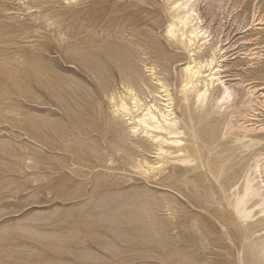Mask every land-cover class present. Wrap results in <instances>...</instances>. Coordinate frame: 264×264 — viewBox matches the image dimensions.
Masks as SVG:
<instances>
[{
  "label": "rangeland",
  "instance_id": "obj_1",
  "mask_svg": "<svg viewBox=\"0 0 264 264\" xmlns=\"http://www.w3.org/2000/svg\"><path fill=\"white\" fill-rule=\"evenodd\" d=\"M164 5L0 0V264H243L255 241L243 238L247 223L237 237L225 234L213 215L218 203L210 212L187 205L182 222L181 194L164 186L174 187L178 172L169 166L153 180L135 168L138 160L160 159L136 147L132 126L110 101L112 92H123L128 69L146 91L143 102L156 87L151 67L170 70L176 94L190 58L168 41ZM197 8L209 43L220 49L221 77L238 79L223 78L232 96L214 103V115L226 117L218 134L227 136L211 156L229 157L230 172L244 169L240 187L264 165V144L244 148L232 136L256 135L247 131L255 108L264 121V92L257 91L264 87V0H198ZM251 51L258 58L250 62ZM162 175L169 180L161 182ZM238 185L220 191L227 207Z\"/></svg>",
  "mask_w": 264,
  "mask_h": 264
},
{
  "label": "bare ground",
  "instance_id": "obj_2",
  "mask_svg": "<svg viewBox=\"0 0 264 264\" xmlns=\"http://www.w3.org/2000/svg\"><path fill=\"white\" fill-rule=\"evenodd\" d=\"M197 1L198 0H164V7L166 8H164L163 11H166L168 14L167 24L169 27L168 32H166L169 37L168 41L171 42L170 45L174 48L175 54H181L176 52L181 50L186 52L190 58V62L188 64L185 63L183 65V70L181 69L182 78H180L181 81L177 87L176 94L173 93L174 91L172 92L171 89L172 79L169 75L167 76L165 74L166 71L170 72V70L165 67H162L163 69L161 70H157V67H151L150 69L148 68V72H151V76L153 77L152 80L155 81L154 85L156 87L153 92L151 91L149 93L152 100L143 102L139 97L140 95H144L146 91L142 90L136 73L128 69L124 71L125 77L122 80V84L124 85L122 87L123 92H120V90L119 92H112L110 101L114 103L115 112L119 114L120 117L122 116L123 120L126 119L124 122H129L128 124L132 126L131 136L137 139L136 147L140 145L138 148L142 149V152L152 153L157 156V159H160V161H156L158 163H152L146 159L138 160L135 168L144 175H153L151 178L153 180L156 178L154 174H164L169 166L171 171L175 170V172H178L176 185L172 187V184L169 183L164 186L174 188L181 194L179 204L183 207V211L182 215H180V220L182 222L186 221L185 211L187 205H190L192 211L198 209L209 211V209L214 206V203H218L221 209L214 208L213 210L212 208V210L213 215L217 217V221H219V224L222 226V231L227 235H234L237 237L243 230L242 222H245L247 224L244 228L245 233L242 234L243 238H254L255 240L252 242L254 243L253 245L245 247L246 252L243 264H264V165L260 174H258L259 164H256V166L251 169V175H248L246 179L244 177L245 181L239 187L238 183L240 182L242 174L246 173L244 169L230 172L232 170V165L229 157L224 155L211 156L212 147L227 136H220L221 134H218L220 126L225 125L226 117L224 115L221 117L214 115V103L215 101L230 99L229 97L232 96L230 95L231 87L223 81V78L228 81H235L237 78L232 80V76L221 77V66L216 65L218 62L217 52L220 49L214 47L212 43H209L208 33L206 36V32H204L202 28V26L206 24H203V19H201L202 16L199 17L198 15ZM200 2L201 1H199V3ZM154 14L152 13V15ZM257 21L259 22V20ZM263 23L259 22L258 25ZM217 48L219 50H217ZM230 53H232L231 56L236 54L234 50L228 52V54ZM257 58L258 53L251 51L250 62ZM150 62L152 61H149V63ZM141 75L142 74H140V76ZM145 85L148 86L147 83ZM251 86L253 87V85ZM145 90L147 89L145 88ZM257 91L264 92V87H260ZM259 98L264 99L262 93ZM226 107L228 108V106ZM259 108L260 107H258V109ZM223 111L225 112V110ZM178 112L180 115H178ZM252 113L251 117L247 120V131H255L257 132L256 135L250 137L248 140V135L240 133L232 134L234 141L240 143L244 148L259 147L264 144V121L261 119L259 120L261 114L256 108ZM251 122H255V124ZM145 143L146 145H143ZM126 148L128 150L129 147ZM258 175L261 176L262 180H260V176ZM162 176L161 182H167L169 180L165 175ZM213 179L218 183L217 186L213 183ZM235 185H238V189L237 191L235 190L236 194L234 195L235 202L229 205L230 207H227L223 204L220 191H222L224 195L228 188L232 189ZM208 190L217 194V202H215V198L208 194ZM228 193L229 192H227V194ZM235 243L237 244L236 241Z\"/></svg>",
  "mask_w": 264,
  "mask_h": 264
}]
</instances>
